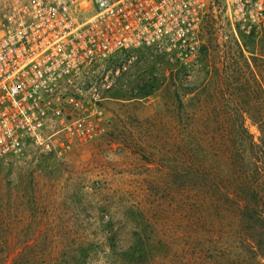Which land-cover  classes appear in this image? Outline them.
<instances>
[{
	"label": "rangeland",
	"instance_id": "1",
	"mask_svg": "<svg viewBox=\"0 0 264 264\" xmlns=\"http://www.w3.org/2000/svg\"><path fill=\"white\" fill-rule=\"evenodd\" d=\"M23 2L0 0V34ZM203 24L192 66L180 67L166 47L128 48L94 66H76L72 83L60 86L65 99L46 100L42 139L0 161V264H118L120 252L138 243L133 238L142 239L146 264H258L245 241L247 232H264L261 223H239L231 209L217 214L175 203L167 172L156 169L147 153L141 157L135 145L123 146L138 137L148 150L147 119L161 93L127 101L111 97L118 89L138 90V80L154 73L192 74L200 58H251L249 51L264 58L262 30L241 36L222 13L208 15ZM245 125L257 141L256 126L249 120ZM111 233L115 251L105 239Z\"/></svg>",
	"mask_w": 264,
	"mask_h": 264
},
{
	"label": "trees",
	"instance_id": "2",
	"mask_svg": "<svg viewBox=\"0 0 264 264\" xmlns=\"http://www.w3.org/2000/svg\"><path fill=\"white\" fill-rule=\"evenodd\" d=\"M237 32L245 36L243 31ZM254 34L253 30L248 33ZM236 45L243 56L240 39ZM249 53L251 58H200L192 74L184 72L181 78L177 69L168 76L154 73L147 80H138V90L118 89L111 97L127 101L161 93V104L147 119L148 150L138 137L123 146L135 145L141 157H147V153L156 169L167 172L175 203L187 204L195 211L197 207H209L217 214L231 209L237 222H259L263 230L264 58H256L253 51ZM175 59L185 69L198 57L190 62ZM121 73L115 78H120ZM247 120L259 132L257 141L245 125ZM247 233L250 259L259 264L264 259V232ZM105 239L109 249L115 251L114 234ZM132 240L138 243L130 252L121 251L116 263L146 264L139 248L142 239ZM112 255L110 252L109 258Z\"/></svg>",
	"mask_w": 264,
	"mask_h": 264
},
{
	"label": "built area",
	"instance_id": "3",
	"mask_svg": "<svg viewBox=\"0 0 264 264\" xmlns=\"http://www.w3.org/2000/svg\"><path fill=\"white\" fill-rule=\"evenodd\" d=\"M15 8L0 34V161L42 139L45 102L65 99L60 86L76 66L138 47H166L190 62L208 15L222 13L235 31L264 30V0H24Z\"/></svg>",
	"mask_w": 264,
	"mask_h": 264
}]
</instances>
